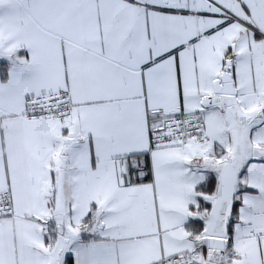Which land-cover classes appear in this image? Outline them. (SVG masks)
Segmentation results:
<instances>
[{
    "label": "snow or ice",
    "instance_id": "snow-or-ice-1",
    "mask_svg": "<svg viewBox=\"0 0 264 264\" xmlns=\"http://www.w3.org/2000/svg\"><path fill=\"white\" fill-rule=\"evenodd\" d=\"M0 264H264V0H0Z\"/></svg>",
    "mask_w": 264,
    "mask_h": 264
}]
</instances>
